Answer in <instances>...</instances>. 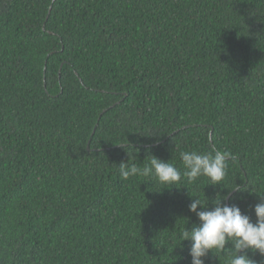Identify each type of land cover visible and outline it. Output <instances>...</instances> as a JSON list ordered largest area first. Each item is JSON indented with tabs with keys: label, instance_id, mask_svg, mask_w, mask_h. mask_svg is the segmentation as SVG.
Wrapping results in <instances>:
<instances>
[{
	"label": "trees",
	"instance_id": "trees-1",
	"mask_svg": "<svg viewBox=\"0 0 264 264\" xmlns=\"http://www.w3.org/2000/svg\"><path fill=\"white\" fill-rule=\"evenodd\" d=\"M193 150L220 184L118 173ZM228 196L255 222L264 0H0V264H191L189 204Z\"/></svg>",
	"mask_w": 264,
	"mask_h": 264
},
{
	"label": "clouds",
	"instance_id": "clouds-1",
	"mask_svg": "<svg viewBox=\"0 0 264 264\" xmlns=\"http://www.w3.org/2000/svg\"><path fill=\"white\" fill-rule=\"evenodd\" d=\"M127 154L128 160L118 165L121 179L138 177L146 182L154 181L161 186V190L177 185L182 178L192 184L201 176L206 177L209 184L218 185L226 176L229 156L221 151H181V171L174 163L152 154L147 155L142 165L136 163L130 153ZM225 198L214 200V207L210 210L208 204L199 198H194L189 204V211L196 215L199 223L194 224L190 230L182 229L179 238L180 241L190 242L188 251L191 264H205L209 252H227L228 264H257L247 254L248 250L264 256V196L255 205V222L248 215L242 214L238 206L222 204L221 200Z\"/></svg>",
	"mask_w": 264,
	"mask_h": 264
},
{
	"label": "water",
	"instance_id": "water-1",
	"mask_svg": "<svg viewBox=\"0 0 264 264\" xmlns=\"http://www.w3.org/2000/svg\"><path fill=\"white\" fill-rule=\"evenodd\" d=\"M50 8H51V7H50ZM50 8H49V9H50ZM49 12H50V11H49ZM105 110H106V109H105ZM105 110H103L102 113L105 112ZM89 143H90V142H89ZM89 143H88V146H87L88 149H89ZM228 199H229V196H228L227 199H226V204H227V205H229V203H228Z\"/></svg>",
	"mask_w": 264,
	"mask_h": 264
}]
</instances>
